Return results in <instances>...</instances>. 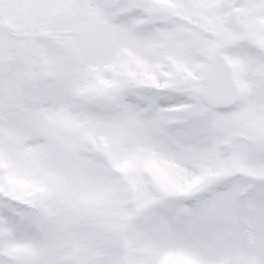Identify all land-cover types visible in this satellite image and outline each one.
<instances>
[{"label": "snow or ice", "instance_id": "1", "mask_svg": "<svg viewBox=\"0 0 264 264\" xmlns=\"http://www.w3.org/2000/svg\"><path fill=\"white\" fill-rule=\"evenodd\" d=\"M0 264H264V0H0Z\"/></svg>", "mask_w": 264, "mask_h": 264}]
</instances>
